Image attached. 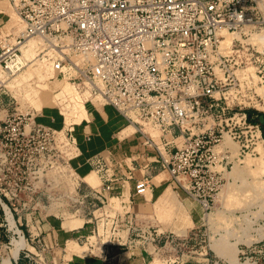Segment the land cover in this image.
I'll return each instance as SVG.
<instances>
[{"label": "built area", "instance_id": "2783aa9c", "mask_svg": "<svg viewBox=\"0 0 264 264\" xmlns=\"http://www.w3.org/2000/svg\"><path fill=\"white\" fill-rule=\"evenodd\" d=\"M7 8L16 15L15 22ZM0 14L6 17L0 24L1 71L11 76L37 62L49 77L77 81L80 89L89 92L92 105H112L138 128L154 156V174L136 181L133 196L149 192L153 176L161 173L167 185L208 214L234 159L230 147L218 149L224 135L237 144L236 157L259 154L256 148L264 142L260 116L264 115L229 109L225 94L240 88L236 71L248 60L260 61V56L244 52L239 40H234L233 53L221 51L224 33L241 36L256 28L258 0H0ZM36 39L41 40V48L32 57L26 55L27 43ZM2 112L0 202L25 238L15 214L26 208L42 217L39 192L25 175V161L40 155L34 144L38 139L60 140L67 146L64 156L69 167L73 155L69 145L75 144L69 128L58 131L37 123L32 115L10 112L0 99ZM103 162L99 158L95 166L107 175L109 167ZM109 181L90 187L84 196L91 195L105 206L109 200L104 193L112 189ZM99 217L104 242L96 245L95 228L77 238L93 254L113 260L121 247L135 248L140 242L141 250L158 254L154 243L161 242L163 233L150 228L124 230L132 224V211ZM3 225L11 237L0 248H9L19 234L10 229L6 210ZM39 241L32 242L34 250L24 246L19 253L27 264H53L47 253L58 243ZM246 248L263 254L257 246ZM241 253L246 260L252 258L244 250Z\"/></svg>", "mask_w": 264, "mask_h": 264}, {"label": "rangeland", "instance_id": "374dc122", "mask_svg": "<svg viewBox=\"0 0 264 264\" xmlns=\"http://www.w3.org/2000/svg\"><path fill=\"white\" fill-rule=\"evenodd\" d=\"M260 1L264 3V0ZM259 8V23H257L256 28L250 31L247 30L246 35H241V39L239 40L245 48L244 52L260 56V61L254 62V59L248 60L246 65H242L243 69L236 71L241 80L240 88H237L236 91H228L225 97L229 103V109L231 107L236 109L242 108L247 112H258L264 115V44L257 47L249 40L252 34H260L264 43V7H261L259 4ZM6 10L11 15L12 22H15L17 17L14 12L8 8ZM35 41L42 45L41 40L36 39ZM32 67L35 70H32L30 67H24L11 76L0 70V84L2 83L0 87V99L3 100L4 107H8L10 112L28 114V116L32 115L37 123H40L38 117H41L42 109L53 107L52 109L57 111L63 120H71L69 125L63 127L64 129L78 122L76 119H81L85 116L91 105L88 91L80 89L77 86V81L49 77L50 75L46 74L37 62H34ZM37 68L44 79H40L37 75ZM242 71L247 72V76L244 78L239 74ZM45 90L48 91L47 97L43 98ZM61 95L71 98L63 100ZM222 99L224 102L223 97ZM4 114L5 112H2L0 117L4 116ZM72 120L76 121L72 122ZM50 127L58 131L61 129V127L59 129L54 126ZM150 132L157 134L153 131ZM58 137L63 142H66L61 136ZM232 144L238 149L236 143L232 142ZM34 146L40 149V155L33 156L30 160L25 161V167L28 168L25 175H28V179L39 192L42 216L50 215L57 217L59 221L73 224L74 227L84 224L83 235L90 234V230L95 228V234H93L95 239L93 238V240H95L96 245L104 242V227L99 216L106 212L109 214L115 212L123 213L120 210L119 204L116 200L115 202L112 200L106 202L104 206L91 195L84 196L89 193L90 187L86 186L85 182L75 176L72 169H70L67 164V157L64 156L67 146H64L60 140L54 143L38 139ZM69 147L73 154L75 146L72 144ZM256 150L259 154L245 155L239 158L236 157V150L233 155L234 161L232 167L228 168L224 175L223 186L216 196L214 208L210 213L205 214L196 201L188 199L186 195L176 192L175 189L169 186L177 200H174L169 206L156 208L154 205L156 197L148 201L146 205L138 206L131 210L128 209V211L133 212V220L132 224H128L124 230L128 227L130 228V232L133 228L139 230L140 228H150L158 230L163 233L162 235H165L161 242L154 243L157 244L156 248H159L158 254L151 255V257H154L153 263L155 264H165L167 260H175L181 253L191 255L192 251L197 249L196 244L191 240L193 233L197 229H200L203 233L200 245L210 244L211 246L214 240L216 245L220 246L219 248H226L234 242L237 248L236 257L240 262L248 261L252 264H264V144L259 146L258 149L256 148ZM247 158L251 160V167H242L243 164L240 162ZM238 162L240 163L238 165V174L232 173L231 176L229 172L233 169L234 164ZM112 164L108 161L110 167H112ZM90 174L96 177L95 172ZM165 176L161 174L159 178H164ZM87 183L91 184L92 187H97L99 181L96 180L95 184L89 181ZM145 195L150 199L149 192ZM29 206L31 208V205ZM20 208L19 206L18 209ZM179 210L182 211L180 214L178 213ZM28 211L30 209H20V213H27ZM214 211L217 213L216 215H214ZM178 214L182 216L180 217ZM33 230L35 231V228ZM132 237L134 238V236ZM77 238L78 236L74 237L72 242H66L67 255L65 258L70 256L69 248L72 246L70 244L82 247L84 252H91L86 245L81 244L80 241L78 242ZM208 238L209 241L207 240ZM42 243L43 241L40 240L39 244ZM239 243L241 245L257 246V249H262L263 254L256 252L249 253L246 248L247 246L244 247L243 245V248L239 247L238 249ZM141 244L140 242V246ZM64 246L63 244L56 247L54 251L56 257L61 251L59 248H64ZM140 246L138 247L141 248ZM121 248L123 249H120V251L128 249L127 247ZM150 249H152L151 246ZM0 250L2 257H4L9 248L3 247ZM242 250L246 251L252 258L246 260V255L241 253ZM91 253H95V251Z\"/></svg>", "mask_w": 264, "mask_h": 264}, {"label": "crops", "instance_id": "0c3cea01", "mask_svg": "<svg viewBox=\"0 0 264 264\" xmlns=\"http://www.w3.org/2000/svg\"><path fill=\"white\" fill-rule=\"evenodd\" d=\"M6 13L8 14V12ZM5 18L3 14H0V24L3 23ZM45 108L47 109H42L38 121L62 129L65 126V120L62 119L61 115L52 109L53 107ZM79 119H76L78 122L69 127L75 144V152L70 158L69 164L75 176L84 181L83 178L95 172L97 181H99L97 187L111 180L112 189L109 193H104V196L109 202L112 200L115 202L116 200L123 212L146 205L148 201L156 197L154 203L156 208L169 206L173 202L170 200L165 202L166 197L162 193L169 185L163 178H159L161 173L153 176V186L149 191L150 199L146 195L133 196L136 181L147 174L151 175L153 173L151 169L154 160L151 150L143 144L136 126L130 125L123 115L108 104H91L85 116ZM99 158H102L109 167L107 175L95 166V161ZM108 161L113 163L112 167L108 165ZM130 171L133 174L132 177H130ZM85 184L92 187L87 182ZM4 210L5 208L0 202V246L1 243H7L11 237L3 225ZM15 221L26 235L25 246L30 250H34L31 244L37 239L45 241L47 245H51L53 241L58 243V247L65 245L64 248H59L61 251L57 257L54 255L56 247H53L47 253L48 260L53 261V264H155L153 263L154 257H151L150 253L144 252L139 247L123 250L113 260H105L91 252L83 251L82 254H79L71 246L69 248L70 257L65 258L67 255L66 242L82 235V225L66 229L57 217L50 215L38 217L36 214L28 212L15 214ZM33 228H35V231ZM201 236H203V233L200 229L193 233L191 240L196 244L197 249L192 251L191 255L181 253L175 260L165 261V264H213L214 262L230 264L210 244L200 245ZM206 236L208 237L207 234ZM207 240L209 241V238ZM242 245L239 243L238 249L247 246ZM17 255L8 257L10 264H15V260L19 264H27V260L20 253ZM5 257L7 256L2 257L0 253V264H2V259Z\"/></svg>", "mask_w": 264, "mask_h": 264}, {"label": "bare ground", "instance_id": "6f19581e", "mask_svg": "<svg viewBox=\"0 0 264 264\" xmlns=\"http://www.w3.org/2000/svg\"><path fill=\"white\" fill-rule=\"evenodd\" d=\"M259 4L261 7H264V3L260 0H258ZM264 9V8H263ZM224 39H222V42H221V51L224 53V54H230V53H233V49H232V46H233V43H234V40H239L241 39L240 35L238 33H224ZM249 40L254 44L256 45L257 47H260L261 44H264L263 43V38L260 34H252L249 38ZM240 41V40H239ZM248 41V42H250ZM39 48H41V44L36 42V41H31L29 43H27V50H26V55L29 54V56H33L35 54V50H38ZM259 50V49H258ZM261 50V48H260ZM30 57V58H31ZM33 63H29L27 64V66H25L26 68H32V70H35L33 67H32ZM28 70V69H26ZM37 71H38V76L40 77V79H44V77L40 74V71L38 70L37 68ZM240 76L242 78L246 77L247 76V72L246 71H242ZM257 78V77H256ZM2 84V83H1ZM47 92L48 91H44L43 93V98H46L47 97ZM69 92V91H68ZM49 94V93H48ZM63 100H66V99H69L71 97L69 96H64V95H61ZM77 97V96H76ZM77 99V98H76ZM38 100V99H37ZM40 100V99H39ZM45 100V99H44ZM41 101V100H40ZM84 110V109H83ZM75 121V120H74ZM72 120V122H74ZM71 122L70 119L68 120H65V125H69ZM234 143V142H233ZM264 144V142H263ZM223 146H228L230 147L231 151H232V154L234 155L237 148H235L232 144V142L230 141V138L229 136L226 134L224 135L223 137V140L221 142V145L218 147L221 148ZM261 146L258 145L257 146V149L258 147ZM234 161V160H233ZM240 163H242V167H251L252 163H251V160L250 159H245L243 161H241ZM239 162L238 163H235L234 166H233V169L231 170L230 175L232 176V173L234 174H238V171H239ZM85 182H91L93 184H95L97 178L93 175V174H89L87 175L85 178H83ZM157 179H155L156 181ZM150 193V192H149ZM259 193V192H258ZM257 193V194H258ZM166 198H165V202H167V200H170L171 202L174 201V200H177L174 192H172L171 188L168 187L163 193H162ZM6 214H7V218L9 220V223H10V229L13 230V232L15 234H19V237H14L12 238L11 240V244H10V247H9V250L6 251V256L5 258L2 259V264H10L9 262V258L8 257H12V256H18L17 254L19 253L20 249L23 248L25 246V239L24 237H22V235L20 234L19 232V229H17L14 225V222L12 220V217H11V214L9 212V210L6 208ZM217 211V210H216ZM180 211L179 210V214H180ZM215 212V211H214ZM178 214V215H179ZM217 213L215 212L214 215H216ZM180 216V215H179ZM177 216V217H179ZM182 216V215H181ZM180 216V217H181ZM176 217V218H177ZM208 219V218H207ZM179 220V219H178ZM183 220V219H182ZM207 222L209 223V221L207 220ZM70 223V222H69ZM212 223V222H211ZM62 226L66 229H72V228H75L73 224H68L66 222H62ZM80 226V225H78ZM212 239H213V236H212ZM217 240V238H216ZM73 240H68L67 243L69 242H72ZM220 243V242H219ZM234 243V242H233ZM229 244L226 248H219L215 241L213 240V242L211 243V247L223 258L226 259V261H228L230 264H252L248 261H245V262H240L237 257H236V253H237V248L235 246V243L234 244ZM74 247V251L78 252L79 254H82L83 253V248L82 247H77L76 244H70ZM79 246V245H78ZM70 257V256H69ZM17 258V257H16ZM157 264V263H156Z\"/></svg>", "mask_w": 264, "mask_h": 264}, {"label": "water", "instance_id": "95a60500", "mask_svg": "<svg viewBox=\"0 0 264 264\" xmlns=\"http://www.w3.org/2000/svg\"><path fill=\"white\" fill-rule=\"evenodd\" d=\"M261 123L264 125V117L260 116Z\"/></svg>", "mask_w": 264, "mask_h": 264}, {"label": "trees", "instance_id": "16d2710c", "mask_svg": "<svg viewBox=\"0 0 264 264\" xmlns=\"http://www.w3.org/2000/svg\"><path fill=\"white\" fill-rule=\"evenodd\" d=\"M263 128H264V125H263Z\"/></svg>", "mask_w": 264, "mask_h": 264}]
</instances>
